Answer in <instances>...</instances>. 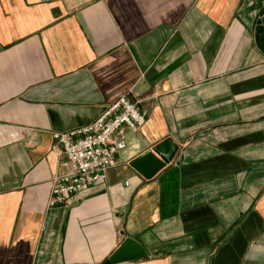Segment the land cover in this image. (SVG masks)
<instances>
[{
  "label": "crops",
  "instance_id": "obj_1",
  "mask_svg": "<svg viewBox=\"0 0 264 264\" xmlns=\"http://www.w3.org/2000/svg\"><path fill=\"white\" fill-rule=\"evenodd\" d=\"M264 0H0V264H264ZM264 36V29H263ZM125 92L108 176L49 203L65 168L54 131L91 123ZM176 142L151 178L130 160Z\"/></svg>",
  "mask_w": 264,
  "mask_h": 264
},
{
  "label": "built area",
  "instance_id": "obj_2",
  "mask_svg": "<svg viewBox=\"0 0 264 264\" xmlns=\"http://www.w3.org/2000/svg\"><path fill=\"white\" fill-rule=\"evenodd\" d=\"M139 101L125 92L91 123L53 132V149L65 154L60 160L65 170L51 178V205L66 204L73 195L107 178L117 153L127 146L126 129L139 130L147 121Z\"/></svg>",
  "mask_w": 264,
  "mask_h": 264
},
{
  "label": "water",
  "instance_id": "obj_3",
  "mask_svg": "<svg viewBox=\"0 0 264 264\" xmlns=\"http://www.w3.org/2000/svg\"><path fill=\"white\" fill-rule=\"evenodd\" d=\"M264 10L258 18L256 26V40L259 47L264 50ZM179 145L176 142H165L149 148L130 160V164L136 168L144 177L151 178L170 162ZM148 252L143 243L133 237L126 236L114 252L103 262V264H114L123 260H133L146 257Z\"/></svg>",
  "mask_w": 264,
  "mask_h": 264
}]
</instances>
